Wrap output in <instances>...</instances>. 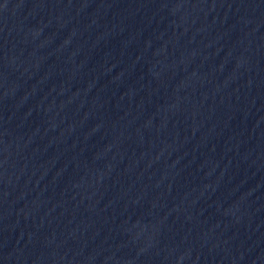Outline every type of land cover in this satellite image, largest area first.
<instances>
[{
    "label": "water",
    "instance_id": "obj_1",
    "mask_svg": "<svg viewBox=\"0 0 264 264\" xmlns=\"http://www.w3.org/2000/svg\"><path fill=\"white\" fill-rule=\"evenodd\" d=\"M0 264H264V0H0Z\"/></svg>",
    "mask_w": 264,
    "mask_h": 264
}]
</instances>
